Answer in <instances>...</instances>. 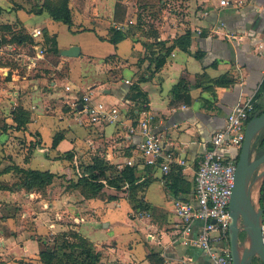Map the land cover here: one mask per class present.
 Segmentation results:
<instances>
[{"label":"crops","instance_id":"1","mask_svg":"<svg viewBox=\"0 0 264 264\" xmlns=\"http://www.w3.org/2000/svg\"><path fill=\"white\" fill-rule=\"evenodd\" d=\"M180 1L186 7L187 22L166 23L155 38L160 43L149 45L153 40L138 38L136 33L116 44L108 41L114 6L116 2L124 4L123 0H73L69 2L73 23L68 29L94 33L99 44H106L107 54L97 58L80 50L77 57H65L46 51V56L57 60L53 66H44L45 59L42 66L49 69L41 67L38 73L22 76L7 66L0 72V264H45L39 258L43 242L63 231L68 220V227L91 242L100 254L98 264H212L200 247L183 243L173 203L192 197L198 163L210 148L212 133L223 127L231 108L250 96L258 109L264 108V57L254 47L264 45V0H228V5H221V0ZM73 3L81 13L78 22ZM15 16L29 36L40 26L43 34L54 35L59 52L75 45L58 44L53 26L60 22L52 21L45 12L23 11ZM35 17H41L40 21H33ZM174 20L171 16L170 22ZM131 22L127 15L120 22L122 30ZM100 23L104 34L96 31ZM185 31L191 33L188 51L174 47L165 54L166 47ZM126 42L128 48L122 54L120 47ZM198 50L203 53L200 58L193 55ZM163 56V65L156 69L155 60ZM76 62L93 68L85 75L79 73L78 83L60 84L69 77V64ZM179 81L182 84L173 93ZM130 86H137L139 91L129 90ZM83 96L93 103L117 106L119 121L88 125L83 106L79 107ZM144 109L155 115L152 126L161 137L163 152L184 159V165L173 163L169 174L180 170L184 183L190 184L188 193L172 195L159 165L162 160L146 165L137 158L135 145L140 137L129 135L128 127L136 124ZM20 110L28 116L23 125L15 120ZM95 159L119 169L131 159L139 178L134 192L128 186L116 190L105 179L99 180L103 191L116 195V199H86L71 188L73 180L70 183L69 178L87 176L83 168ZM15 167L48 172L53 175L52 182L43 191L27 190L21 186ZM144 181H148L146 185ZM260 183L256 182L251 192L254 205L260 196ZM122 202L126 206L125 226L134 233L113 234L117 222H105L104 239L95 241L87 228L81 229L86 221L82 214L94 216V211L120 208ZM135 204L144 205L145 210L133 213ZM73 217L82 220L74 224ZM200 226L196 220L190 237ZM255 262L260 263L258 259Z\"/></svg>","mask_w":264,"mask_h":264},{"label":"built area","instance_id":"2","mask_svg":"<svg viewBox=\"0 0 264 264\" xmlns=\"http://www.w3.org/2000/svg\"><path fill=\"white\" fill-rule=\"evenodd\" d=\"M230 1L221 0V5H228ZM115 29H122V23L113 22ZM33 43L16 45L0 39V57L15 63L16 73L25 76L29 73H38L46 59V47L41 29L35 28L30 33ZM257 53L264 57L263 43L255 46ZM7 66H0V72ZM126 84H130L125 80ZM68 89V87H66ZM83 115L89 125L116 124L119 121L120 109L103 102L93 103L88 96L82 97ZM256 100L250 96L243 98L227 113L222 128L215 130L209 140L210 148L203 153L194 175L192 197L190 199H176L173 203L174 213L180 220L179 231L185 244H194L203 250L212 264H232L228 242V226L230 223L229 202L234 184L237 155L241 148L246 123L254 110ZM155 115L151 110L141 111L134 126L128 127V134H138L136 155L146 165H159L166 176L170 173L173 163L184 165L183 158H177L171 152H163L161 137L153 130ZM225 150V152H220ZM231 150V151H230ZM128 159L125 165H133ZM125 187L128 186L126 183ZM59 219V216H56ZM82 219L73 217L74 224ZM201 222L200 228L194 237L193 223ZM50 227H53L51 225ZM261 234L264 244V206L261 215Z\"/></svg>","mask_w":264,"mask_h":264},{"label":"trees","instance_id":"3","mask_svg":"<svg viewBox=\"0 0 264 264\" xmlns=\"http://www.w3.org/2000/svg\"><path fill=\"white\" fill-rule=\"evenodd\" d=\"M160 2H165L164 0H160ZM121 2H116L114 6V17L113 21L116 23L123 22L125 17L118 16V8ZM47 13L49 18L54 22H60L66 24L67 26L72 25V12L69 6V0H44L42 7L35 14ZM142 17V15H141ZM144 18V17H143ZM140 16L134 17V21L129 23L130 25L123 31L122 29H115L114 26L111 27L112 34L109 37L108 41L112 44H116L121 41L126 35L135 34L137 26H134L136 23L141 22ZM131 21V19H129ZM135 23V24H134ZM9 29V27H5ZM44 45L46 47V51L49 53L58 54L59 51L56 48V40L55 36H50L46 31L43 34ZM156 38V37H155ZM11 42L16 45H21L24 43H33L34 40L31 36H29L25 31L16 32L12 35ZM156 42V39L149 43V45L159 44ZM191 43V33L189 31H185L182 35L176 36L172 41L171 45L166 47V53L168 54L174 47H178L183 51H188V47ZM164 44V41L161 42ZM201 51H196L193 55L196 58H200L202 56ZM3 61V64L0 66H9L14 68L15 64L13 62ZM156 61V69H159L164 63V56L157 57ZM179 81L173 88L172 92H178V89L182 82ZM264 88V84L262 85ZM129 90L139 91L137 86L129 88ZM139 95H141L139 93ZM138 95V96H139ZM186 98H189V95L185 93ZM255 95V97H257ZM18 111L15 116V120L18 125H23L27 120V114ZM264 111L263 109H258V105L255 103L253 114H261ZM250 116V118H251ZM249 118V119H250ZM56 142V138L53 140V143ZM254 147L257 153H260L264 149V135L257 136ZM15 170L20 173V184L27 190L35 188L36 190L43 191L44 188L52 182L53 175L48 172L38 171V170H30V169H21L15 167ZM83 170L87 173V176L78 177L76 181H73L70 185L71 188L77 189L84 198H95L99 192L103 189V185L99 182V180L105 179L108 184L114 187L116 190H121L122 187L127 183L128 187L131 188V191L134 192V188L136 185L138 178V174L135 166L123 165L120 169L114 165H110L104 161L95 159L90 164H86ZM168 188L171 191L172 195L177 197L178 193H188L190 190V184L184 183L181 177V171L175 170L171 174L166 175ZM148 181H144L143 184H147ZM193 192V191H192ZM109 200L116 199V195H108ZM260 204L264 206V179L260 186ZM134 206H138L137 211L145 210V206L141 204H135ZM144 206V207H143ZM59 237L56 239V237ZM244 236L243 233L240 234L242 238ZM40 260L45 264H98L100 254L95 251L91 242H89L86 238L78 234L75 230L70 229V231H59L54 236L51 237L50 241H44L43 247L39 252ZM257 258L253 259L252 264H256ZM259 260V259H258ZM261 264V262L259 263Z\"/></svg>","mask_w":264,"mask_h":264},{"label":"rangeland","instance_id":"4","mask_svg":"<svg viewBox=\"0 0 264 264\" xmlns=\"http://www.w3.org/2000/svg\"><path fill=\"white\" fill-rule=\"evenodd\" d=\"M73 0H69V2H72ZM93 1V0H92ZM124 4L120 3V6L118 8V16L119 17H125L128 15L129 19L131 21H134V17L140 16V21L138 23H134V26H137L138 29H136V35L138 38H143L144 40L151 39L155 40V37L160 35V31H164V26L167 23L168 25H175L180 22H187L186 19V12H185V5L183 1L179 0H164L165 2H160V0H123ZM44 3V0H0V39L2 43H5L7 40H10L12 35L16 32L22 31L24 33L25 28L22 25V22L17 18V13L23 11L25 13H33L35 14L36 11L42 7V4ZM72 10L75 15V21H80L78 19V16L80 11L77 9V6L75 3L72 5ZM43 14V13H41ZM142 15V17H141ZM171 16L175 19L173 22H170ZM144 17V18H143ZM33 21L39 22L41 17H35L32 18ZM86 22L83 24L85 25ZM89 24V23H86ZM9 27V29H6L5 27ZM55 29V32L57 33V42L60 46L66 45L69 42H74L76 46H78L83 54L87 55H94L97 58L103 57L107 50L106 44H99L97 42L96 36L92 32L84 31L75 33L68 29L66 24L58 23L53 26ZM41 31L44 29L41 26ZM97 33L104 34L105 28L103 27V23H100L97 25L96 28ZM73 46V45H72ZM128 48V42L124 44V46L120 47V53H124L127 51ZM3 61H6L4 58L0 57V65L3 64ZM57 60L54 56H51L50 54L46 56V61L43 63L48 66L51 64V66L56 63ZM15 64V63H14ZM70 73L69 77H66L65 79H62V83L65 84L67 82H70L71 84L78 83V75L79 73L81 75H85V73L92 70L93 66H90L88 63H70ZM15 66V65H14ZM42 66L41 70L49 69V68H43ZM65 70V67L62 68ZM62 125H59L58 127H61ZM264 135V129L261 130L260 134L258 136ZM78 178L77 174L69 178V182L71 183L72 180L76 181ZM58 182V181H57ZM67 182V180H66ZM97 199L105 200L108 199V194L103 191V189L99 192V194L96 196ZM120 208H113L111 210L107 209L102 211H94V216L90 214H82L86 221L81 224V229L87 228L88 236L92 237L95 241H101L104 239V225L103 223H113L117 222L116 225L113 228L112 233H124L127 232V230L134 233L133 228H129L125 226L127 224L126 220V206L124 202L120 203ZM114 207V206H112ZM138 206H133L132 211L133 213H139L141 211H137ZM99 212V213H98ZM90 217V218H88ZM102 218V220H101ZM93 219V220H91ZM102 223H100L101 221ZM69 222V220H68ZM64 222L66 225H70V223ZM68 226H65L64 229L66 231H70L71 228ZM130 226V225H129ZM62 231V230H59ZM86 232V231H85ZM131 233L126 235V238L129 237ZM50 236V235H49ZM52 237V236H51ZM59 237L57 236L56 239Z\"/></svg>","mask_w":264,"mask_h":264},{"label":"water","instance_id":"5","mask_svg":"<svg viewBox=\"0 0 264 264\" xmlns=\"http://www.w3.org/2000/svg\"><path fill=\"white\" fill-rule=\"evenodd\" d=\"M65 57H77L80 48L70 46L59 52ZM82 105H79L81 108ZM264 129V111L253 114L245 126L244 139L237 155L234 184L229 202L230 223L228 226L229 250L232 264H252L257 258L264 264V244L261 234L263 207L260 196L257 205L251 201V192L256 182L264 179V149L257 153L255 140ZM244 236L241 238L240 234ZM249 242V253H243L242 246Z\"/></svg>","mask_w":264,"mask_h":264},{"label":"bare ground","instance_id":"6","mask_svg":"<svg viewBox=\"0 0 264 264\" xmlns=\"http://www.w3.org/2000/svg\"><path fill=\"white\" fill-rule=\"evenodd\" d=\"M252 193H253V191H252ZM249 248H250L249 242L246 241L245 244L242 246L243 253L248 254L249 253Z\"/></svg>","mask_w":264,"mask_h":264}]
</instances>
